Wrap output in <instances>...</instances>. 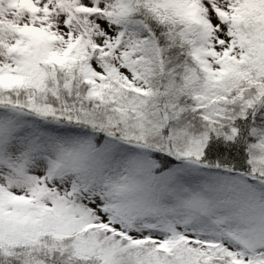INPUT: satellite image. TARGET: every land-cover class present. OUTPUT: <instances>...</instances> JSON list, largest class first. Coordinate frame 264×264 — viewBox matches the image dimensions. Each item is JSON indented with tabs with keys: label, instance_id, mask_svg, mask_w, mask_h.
<instances>
[{
	"label": "snow or ice",
	"instance_id": "1",
	"mask_svg": "<svg viewBox=\"0 0 264 264\" xmlns=\"http://www.w3.org/2000/svg\"><path fill=\"white\" fill-rule=\"evenodd\" d=\"M0 264H264V0H0Z\"/></svg>",
	"mask_w": 264,
	"mask_h": 264
}]
</instances>
